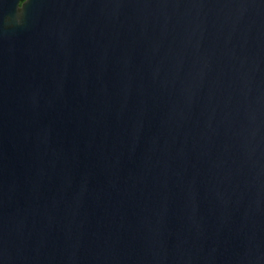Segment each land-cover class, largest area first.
Wrapping results in <instances>:
<instances>
[{"label":"water","instance_id":"obj_1","mask_svg":"<svg viewBox=\"0 0 264 264\" xmlns=\"http://www.w3.org/2000/svg\"><path fill=\"white\" fill-rule=\"evenodd\" d=\"M0 264H264V0H0Z\"/></svg>","mask_w":264,"mask_h":264}]
</instances>
